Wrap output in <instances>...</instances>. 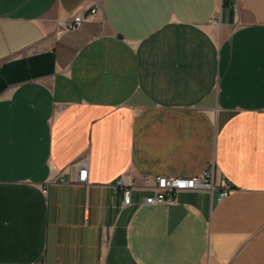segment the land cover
<instances>
[{
    "label": "crops",
    "instance_id": "crops-1",
    "mask_svg": "<svg viewBox=\"0 0 264 264\" xmlns=\"http://www.w3.org/2000/svg\"><path fill=\"white\" fill-rule=\"evenodd\" d=\"M203 262L264 264V0H0V264Z\"/></svg>",
    "mask_w": 264,
    "mask_h": 264
},
{
    "label": "built area",
    "instance_id": "built-area-1",
    "mask_svg": "<svg viewBox=\"0 0 264 264\" xmlns=\"http://www.w3.org/2000/svg\"><path fill=\"white\" fill-rule=\"evenodd\" d=\"M98 12L97 5H89L84 8H79L72 13L69 19L60 20L59 24L63 28H77L86 19H89ZM215 166L212 165L205 171L194 175H170V174H156L154 176L145 177L143 183L139 186L132 181L120 178L116 184L115 189L121 190L123 195V203L130 204L132 190L140 187L146 190L144 201L146 203H163L175 201L176 195L183 190H212L218 189V199L227 196L232 190L233 185L225 177H217L215 175ZM88 177V168L85 164L79 166L76 181L78 183H86ZM43 191L47 192V187L43 186ZM107 233L104 232L102 236L103 244L106 242ZM104 257V250L101 249L100 258ZM201 264H207L203 262Z\"/></svg>",
    "mask_w": 264,
    "mask_h": 264
}]
</instances>
